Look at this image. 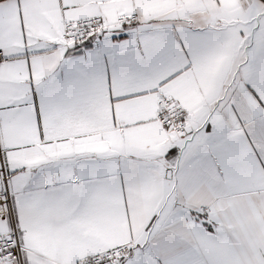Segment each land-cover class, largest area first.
I'll return each instance as SVG.
<instances>
[{
  "label": "snow or ice",
  "instance_id": "1",
  "mask_svg": "<svg viewBox=\"0 0 264 264\" xmlns=\"http://www.w3.org/2000/svg\"><path fill=\"white\" fill-rule=\"evenodd\" d=\"M0 264H264V0H0Z\"/></svg>",
  "mask_w": 264,
  "mask_h": 264
}]
</instances>
